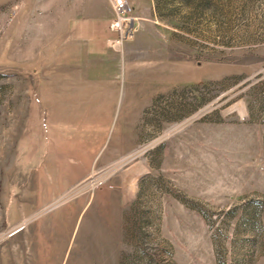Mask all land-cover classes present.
Listing matches in <instances>:
<instances>
[{"label": "rangeland", "instance_id": "1", "mask_svg": "<svg viewBox=\"0 0 264 264\" xmlns=\"http://www.w3.org/2000/svg\"><path fill=\"white\" fill-rule=\"evenodd\" d=\"M130 1L76 67L0 0V264H264V0Z\"/></svg>", "mask_w": 264, "mask_h": 264}, {"label": "crops", "instance_id": "2", "mask_svg": "<svg viewBox=\"0 0 264 264\" xmlns=\"http://www.w3.org/2000/svg\"><path fill=\"white\" fill-rule=\"evenodd\" d=\"M46 2L47 11L53 14L51 18L58 19L53 27L60 63L63 61L76 67L81 66L82 61L106 58L116 51V47H120H111L108 43L118 36L117 32L110 30L113 9L109 0H45Z\"/></svg>", "mask_w": 264, "mask_h": 264}, {"label": "built area", "instance_id": "3", "mask_svg": "<svg viewBox=\"0 0 264 264\" xmlns=\"http://www.w3.org/2000/svg\"><path fill=\"white\" fill-rule=\"evenodd\" d=\"M113 9L110 30L117 32L118 36L109 40V46H121L125 39L133 36V20L129 16L131 10L127 0H109Z\"/></svg>", "mask_w": 264, "mask_h": 264}]
</instances>
